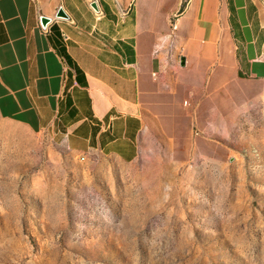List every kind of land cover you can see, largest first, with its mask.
<instances>
[{"label": "rangeland", "instance_id": "1", "mask_svg": "<svg viewBox=\"0 0 264 264\" xmlns=\"http://www.w3.org/2000/svg\"><path fill=\"white\" fill-rule=\"evenodd\" d=\"M169 33L132 162L0 116V264H264L262 88Z\"/></svg>", "mask_w": 264, "mask_h": 264}, {"label": "crops", "instance_id": "2", "mask_svg": "<svg viewBox=\"0 0 264 264\" xmlns=\"http://www.w3.org/2000/svg\"><path fill=\"white\" fill-rule=\"evenodd\" d=\"M99 1L101 16L90 0H0V116L49 132L77 155L132 162L159 35L172 31L181 0ZM39 16L52 19L49 32ZM176 22L166 39L183 46L187 63L216 61V75L264 93V0H187Z\"/></svg>", "mask_w": 264, "mask_h": 264}, {"label": "built area", "instance_id": "3", "mask_svg": "<svg viewBox=\"0 0 264 264\" xmlns=\"http://www.w3.org/2000/svg\"><path fill=\"white\" fill-rule=\"evenodd\" d=\"M91 3V7L92 10L94 11V13L97 14V16H101L103 14V9L101 7V3L99 0H90ZM42 17L43 16H39V22H40V26L41 29L45 32H49L50 31V24L52 21L48 22L47 24H44L42 21ZM69 18V17H66ZM177 20L175 19L174 21V25H173V31H177L178 25H177ZM168 37L172 38V34H168ZM156 52L158 53V49L156 50ZM155 74V73H154Z\"/></svg>", "mask_w": 264, "mask_h": 264}, {"label": "water", "instance_id": "4", "mask_svg": "<svg viewBox=\"0 0 264 264\" xmlns=\"http://www.w3.org/2000/svg\"><path fill=\"white\" fill-rule=\"evenodd\" d=\"M57 16L58 17H63V18L69 17L67 12L63 8L59 9V11L57 13ZM42 21H43L44 24H47L48 22L52 21V19L49 18V17L43 16L42 17ZM180 63H181L182 66H185L187 64V59H186V57L184 55L181 56V62Z\"/></svg>", "mask_w": 264, "mask_h": 264}, {"label": "bare ground", "instance_id": "5", "mask_svg": "<svg viewBox=\"0 0 264 264\" xmlns=\"http://www.w3.org/2000/svg\"><path fill=\"white\" fill-rule=\"evenodd\" d=\"M173 25H174V23L172 22V25H171L172 31H171L169 34H172V37L174 38V37H175L174 32H176V31H173ZM169 38H170V37H169ZM187 103H188V102H187Z\"/></svg>", "mask_w": 264, "mask_h": 264}, {"label": "trees", "instance_id": "6", "mask_svg": "<svg viewBox=\"0 0 264 264\" xmlns=\"http://www.w3.org/2000/svg\"><path fill=\"white\" fill-rule=\"evenodd\" d=\"M64 60H65V62H66V58H63Z\"/></svg>", "mask_w": 264, "mask_h": 264}]
</instances>
